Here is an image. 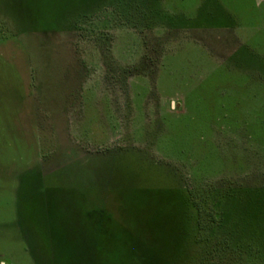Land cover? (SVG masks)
I'll return each mask as SVG.
<instances>
[{
    "label": "rangeland",
    "instance_id": "rangeland-1",
    "mask_svg": "<svg viewBox=\"0 0 264 264\" xmlns=\"http://www.w3.org/2000/svg\"><path fill=\"white\" fill-rule=\"evenodd\" d=\"M0 264H264V0H0Z\"/></svg>",
    "mask_w": 264,
    "mask_h": 264
}]
</instances>
